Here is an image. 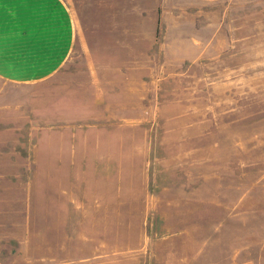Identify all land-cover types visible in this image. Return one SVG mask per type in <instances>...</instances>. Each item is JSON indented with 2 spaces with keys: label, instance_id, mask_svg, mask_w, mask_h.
<instances>
[{
  "label": "rangeland",
  "instance_id": "obj_1",
  "mask_svg": "<svg viewBox=\"0 0 264 264\" xmlns=\"http://www.w3.org/2000/svg\"><path fill=\"white\" fill-rule=\"evenodd\" d=\"M178 14L168 33L186 42L160 43L157 27L124 44L88 121L83 61L52 79L74 100V170L30 183L26 225L0 227V264H264V0Z\"/></svg>",
  "mask_w": 264,
  "mask_h": 264
},
{
  "label": "crops",
  "instance_id": "obj_2",
  "mask_svg": "<svg viewBox=\"0 0 264 264\" xmlns=\"http://www.w3.org/2000/svg\"><path fill=\"white\" fill-rule=\"evenodd\" d=\"M208 1L216 0H82L83 7L86 4L83 10L86 14V24L82 28L84 20L77 15L76 0H2V229L9 227L11 220H16L18 224L22 220L23 225H26L28 197L33 185L30 183L33 182L36 186L40 181V173L74 170V100L72 97L70 102L62 103L60 86L52 79L63 74L66 66L73 61H83L77 74L81 72L86 76L88 121L92 108L97 107L99 103L100 84L96 77L106 73L108 69L114 75H121L124 44L138 42L140 37L153 43L156 38L153 31L157 27L162 29L160 37L165 38L159 39L160 43L186 42V36L169 35V28H179L178 23L171 25L169 20L179 22L181 19L180 14L174 19H169V12H184L187 5L193 6ZM145 27L150 30L140 31V28ZM116 60L119 61L118 65ZM66 91V97H69L74 89H71V94L69 90ZM62 105L66 109L60 111L63 109L60 108ZM60 122L64 124L58 128ZM58 138L67 141L66 148L61 150V159L54 155V141Z\"/></svg>",
  "mask_w": 264,
  "mask_h": 264
},
{
  "label": "snow or ice",
  "instance_id": "obj_3",
  "mask_svg": "<svg viewBox=\"0 0 264 264\" xmlns=\"http://www.w3.org/2000/svg\"><path fill=\"white\" fill-rule=\"evenodd\" d=\"M0 3H2V0H0Z\"/></svg>",
  "mask_w": 264,
  "mask_h": 264
}]
</instances>
